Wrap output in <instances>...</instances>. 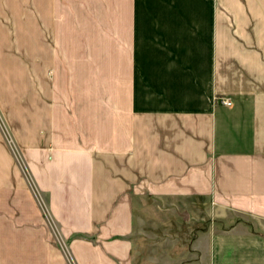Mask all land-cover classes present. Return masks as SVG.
Segmentation results:
<instances>
[{"label": "crops", "instance_id": "0c3cea01", "mask_svg": "<svg viewBox=\"0 0 264 264\" xmlns=\"http://www.w3.org/2000/svg\"><path fill=\"white\" fill-rule=\"evenodd\" d=\"M0 51V264H134L179 204L209 222L151 262L264 264V0H0Z\"/></svg>", "mask_w": 264, "mask_h": 264}, {"label": "rangeland", "instance_id": "374dc122", "mask_svg": "<svg viewBox=\"0 0 264 264\" xmlns=\"http://www.w3.org/2000/svg\"><path fill=\"white\" fill-rule=\"evenodd\" d=\"M23 50L25 51V49ZM1 55L0 51V93L2 96L10 98V95L15 96L14 91L18 89L16 98L12 103V105L18 108V113H16V110H13L12 118L10 119L12 122H17L18 120V127L15 130L20 135H17L18 139H20L24 137L23 135H25L27 128V107L25 102L27 94L26 75L17 70V66L15 65L18 62L17 59L15 61L12 57H8V60L5 61V58ZM7 72H10L9 78H11L12 82L6 77L5 74ZM3 127L4 121L0 118V129ZM181 206L183 204H179L180 211L178 214L163 212L160 216V214L154 213V211L143 214L146 226L135 241L134 264H156L151 262V260L159 259L163 261L165 258L170 259V257L172 260H181L180 254L187 251L195 234L201 231L198 228V223L208 224L209 222L206 210L195 208L189 212L181 210ZM198 206L203 207L201 203ZM155 222H159L160 224ZM183 258H185V255Z\"/></svg>", "mask_w": 264, "mask_h": 264}, {"label": "built area", "instance_id": "2783aa9c", "mask_svg": "<svg viewBox=\"0 0 264 264\" xmlns=\"http://www.w3.org/2000/svg\"><path fill=\"white\" fill-rule=\"evenodd\" d=\"M219 101H221L224 105L230 106L232 104V101L229 97H222L218 98Z\"/></svg>", "mask_w": 264, "mask_h": 264}]
</instances>
